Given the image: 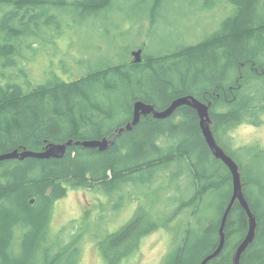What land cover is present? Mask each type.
<instances>
[{
  "label": "trees",
  "instance_id": "obj_1",
  "mask_svg": "<svg viewBox=\"0 0 264 264\" xmlns=\"http://www.w3.org/2000/svg\"><path fill=\"white\" fill-rule=\"evenodd\" d=\"M163 1L152 0L151 24ZM227 1L229 17L197 44L156 53L144 47L141 63L125 59L96 66L73 81L53 75L32 84L22 68L29 62L25 45L33 46L44 28L60 30L70 7L78 10L80 24L114 7V0H0V154L26 147L41 151L48 142L111 138L133 119L136 101L163 110L178 97L194 95L211 103L215 137L239 164L257 217L256 239L241 264H264V149L252 144L233 150L223 141L240 125L264 123V0ZM159 175L156 191H170L172 180L176 184V208L168 220L186 218L162 264H200L219 245L233 182L189 106L167 119L142 117L105 151L74 145L59 159L0 162V264H80L81 235L66 240L52 230L57 202L80 188L112 199L128 185L151 187ZM157 216L139 209L121 229L106 233L100 249L108 264H122L147 234L165 226L152 220ZM145 222L151 223L146 231L140 229ZM248 231V214L237 201L225 227L226 245L208 264H232Z\"/></svg>",
  "mask_w": 264,
  "mask_h": 264
},
{
  "label": "rangeland",
  "instance_id": "obj_2",
  "mask_svg": "<svg viewBox=\"0 0 264 264\" xmlns=\"http://www.w3.org/2000/svg\"><path fill=\"white\" fill-rule=\"evenodd\" d=\"M227 3V0H164L153 24L147 14L152 0H114V7L101 15L86 17L80 24L78 10L70 7V16L60 30L44 28L33 46L30 42L25 45L29 62L22 68L32 84L47 82L53 75L73 81L96 66L133 60V52L144 47L145 52L156 53L178 45L197 44L221 28L230 14ZM144 12L146 17L141 18ZM223 141L233 150L252 144L264 149V123L240 125L223 135ZM161 180L159 175L151 187L125 186L112 199L93 189H70L55 206L52 230L64 233L66 240L76 233L81 235L80 264H108L100 249L106 233L121 229L139 209L148 210L158 214L153 221L165 226L147 234L140 249L122 264H162L175 246L176 236H182L186 218L168 220L176 208V184L170 177L172 182L167 184L171 190L156 191ZM123 193L126 195L117 200ZM150 225L141 223L140 229L146 231Z\"/></svg>",
  "mask_w": 264,
  "mask_h": 264
},
{
  "label": "water",
  "instance_id": "obj_3",
  "mask_svg": "<svg viewBox=\"0 0 264 264\" xmlns=\"http://www.w3.org/2000/svg\"><path fill=\"white\" fill-rule=\"evenodd\" d=\"M134 61L136 63H141L143 58V49H138L133 52ZM183 106H189L193 108L199 117L200 127L203 136L212 152L214 157L221 160L230 170L232 174L233 182V193L230 202L224 212L220 225V242L218 247L213 251V253L206 256L200 264H208L214 258H216L223 251L226 245V233L225 227L229 214L238 201L240 205L246 210L249 217V231L244 238V240L238 245L233 256L232 264H241V259L245 251L249 246L255 241L257 236L258 221L257 217L251 210L250 204L245 196L244 192V182L241 174V169L237 161L230 156L225 149L218 143L214 131L212 129L213 119L211 116V103H206L194 95H184L174 99L170 105L163 109L158 110L154 105L146 103L142 100L136 101L134 104L133 119L129 121L126 125L117 129L115 135L111 138L104 137L102 139H90V140H75L69 139L65 142H48L41 151H35L32 149L23 148L14 149L12 151L4 152L0 154V162L19 159L25 160L26 158H37V159H51V158H63L70 146H83L86 148H97L100 151L107 150L116 141L117 136H120L125 131H131L140 121L142 117L153 115L157 119H167L174 115L176 111ZM34 203V199L31 201Z\"/></svg>",
  "mask_w": 264,
  "mask_h": 264
}]
</instances>
